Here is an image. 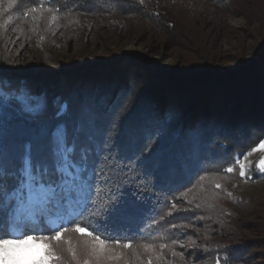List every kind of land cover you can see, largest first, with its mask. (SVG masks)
<instances>
[{
    "label": "trees",
    "instance_id": "1",
    "mask_svg": "<svg viewBox=\"0 0 264 264\" xmlns=\"http://www.w3.org/2000/svg\"><path fill=\"white\" fill-rule=\"evenodd\" d=\"M187 1V9L198 3L195 8L198 11L193 12L196 16H190L175 0H143V3L140 0H80L79 5L62 11L50 26L52 13L47 7L59 8V3L46 6L42 16L29 12L25 17L17 10L18 6L27 9L37 5H29L27 0L20 4L17 0V4L9 7L12 0H0V75L16 76L22 68L17 58L28 51L32 61L25 68L32 73L37 71L31 78L43 83L39 93L45 92L49 103L46 113L37 117L24 114L14 102L11 107H5L6 148L18 144L24 133L37 123H54L53 99L58 96L68 105L65 119L73 122L85 114L90 115L104 133L97 137L96 169L101 177L108 178L113 188L124 181L127 168L123 166L128 164L129 158L146 147L143 133H153L159 140V167L148 169L147 175L140 169L139 179L147 184L150 198L141 202L129 194L127 199L135 203L120 218L94 215L92 206L83 218L99 224L119 239L120 246L128 243L138 246L155 239L159 242L161 235L170 230L172 205H176L195 180L204 174L221 172L237 154H245L257 145L264 133V98L261 97L264 80L258 74L264 63V51L231 66H216L213 48L204 36L205 24H199L197 19L204 8L209 7L207 25L216 17L223 19L224 14L243 15L252 25H262L264 0ZM218 25L216 22L215 28ZM60 34L85 49L92 43L129 37L160 50L169 49L176 54L186 52L193 72L188 76L184 71L187 67L180 72L170 71L145 56L127 54L86 60L81 65L55 70L44 62L64 58L50 51L54 35ZM124 63H128L131 70L147 65L157 72L152 78L154 82L141 81L140 76L132 77L130 71L124 70V74L120 73V84L108 78L107 83L104 81L105 87L93 85L102 90L98 96L88 97V91L84 90L87 76L114 68L122 72ZM73 75L77 82L82 78L81 88L85 92L80 87L74 88L75 80L61 88L58 86L61 76ZM170 85L173 86L170 88ZM190 86L194 87L184 90ZM116 124L140 129L141 138L135 145L129 144L126 134L116 138ZM228 230L238 233L234 228ZM206 235L209 237L208 233ZM239 247L235 244L222 247L228 264L235 261Z\"/></svg>",
    "mask_w": 264,
    "mask_h": 264
},
{
    "label": "snow or ice",
    "instance_id": "2",
    "mask_svg": "<svg viewBox=\"0 0 264 264\" xmlns=\"http://www.w3.org/2000/svg\"><path fill=\"white\" fill-rule=\"evenodd\" d=\"M23 3L25 0H20V4ZM27 3L37 7L23 9L18 6L17 10L25 17L29 12L42 16L46 6L59 3V8L47 7L52 13L51 26L62 11L79 5L80 0H27ZM14 4L17 0H12L9 7ZM12 102L32 117L42 116L47 111V102L43 98L24 91L8 93L0 86V264H66L69 255L75 264L119 261L123 255L116 250L120 240L99 224L83 218L90 206L95 209L94 215L120 218L135 203L127 199L129 194L141 202L150 198L147 184L139 179L140 169L147 175L148 169L159 167L158 138L153 133H143L146 147L129 158L128 164L123 166L127 168L124 181L113 188L108 178L101 177L96 169L97 137L104 133L93 117L85 114L78 121L70 122L65 119L68 105L59 104L54 123H37L24 133L18 144L6 148L4 109L11 107ZM122 134L127 135L130 145H135L141 138L140 129H127L116 124L115 137ZM254 152H264V142L247 155L237 154L234 163L238 165L240 176H245L252 166L241 160L247 161ZM254 166L264 172V156ZM234 170L233 167L226 169L228 173ZM216 187L220 188V185L216 184ZM175 207L172 205L173 209ZM72 235H77L78 239L73 241ZM123 247L131 249L132 244ZM150 248L145 245L146 251ZM224 264H228V260Z\"/></svg>",
    "mask_w": 264,
    "mask_h": 264
},
{
    "label": "rangeland",
    "instance_id": "3",
    "mask_svg": "<svg viewBox=\"0 0 264 264\" xmlns=\"http://www.w3.org/2000/svg\"><path fill=\"white\" fill-rule=\"evenodd\" d=\"M175 2L178 6L181 5L190 16H196L193 12L198 11L195 9L198 3L191 4L194 6L187 9L189 7L187 0H175ZM208 8H204L201 16L197 19L200 20L199 24H205L204 36L209 39L210 47L213 48L216 66H231L240 60L250 59L257 52L264 51V24L252 25V21L243 15L224 14L223 19L219 20V17H216L213 23L210 22L207 25L206 11L209 10ZM216 22L219 23L217 28H215ZM53 41L50 51L64 58L46 59L44 63L47 67L55 70L68 69L75 64L81 65L86 60L94 61L97 58L127 54L128 56H145L170 71L180 72L187 67L184 71L186 74L188 73V76L193 72L189 67L191 62H189L188 53L176 54L169 49L160 50L154 45L142 43L136 38L127 37L120 40L112 39L109 42L102 41L98 44L92 43L88 49L77 42L67 41L61 34L54 35ZM17 60V64H20L22 68L18 69L16 76L0 75V79L6 78L21 83L22 86L25 85V92L33 97L43 98L48 107L46 93H39V88L43 83L36 82L31 78L32 74H36L37 71L32 73L25 68L32 61L28 51L21 53ZM121 66L123 67L122 72H117V69L114 68L108 71L101 70L87 76L84 80H87L88 84L84 90L88 91V97L98 96L99 91L102 90L94 88L93 85L96 84L102 88L101 86L109 81L106 80L108 78H113L117 84H120L122 77L120 73L124 74V70L130 71L132 77L140 76L139 80L149 79L148 81L151 83L155 80L152 78L157 75V72L147 65H141L138 68H132V70L131 67L128 68V63ZM258 74L264 80V63L261 64ZM72 80L76 81L74 88L83 86L82 78L77 82L75 75L61 76L57 84L61 88ZM172 86L170 85V88ZM191 87L194 86L184 87V90L188 91ZM216 87L219 86L215 85ZM81 89H78V92H81ZM262 94L261 97L264 98V89ZM53 100L55 109L59 104H67L60 96ZM261 142H264V133L261 141L252 146L244 155H247ZM262 156H264V152H254L247 161L241 160L243 163L252 165L247 169L245 176L239 175L238 165L234 163V160L238 158L236 156L221 172L204 174L196 179L195 183L180 196L175 209L169 213L173 218L168 223L170 230L167 234L163 233L159 242H156L157 239H155L138 246H132L131 249H125L123 245L119 246L116 250L123 255L119 261L113 262V264H149V260H151V264H217V261L219 264H224L227 255H224L222 247L233 246V244L240 246V249L236 253L235 261L233 260L230 264H264V172L254 166ZM229 167H233L235 170L228 173L226 169ZM216 184H219L220 188H217ZM228 228H234L238 233L230 232ZM207 233L209 237L206 235ZM30 234L48 235V233ZM71 239L75 241L78 236L72 235ZM145 245H150V250L146 251ZM112 247L115 248L116 245H112ZM66 264H75L70 255Z\"/></svg>",
    "mask_w": 264,
    "mask_h": 264
},
{
    "label": "bare ground",
    "instance_id": "4",
    "mask_svg": "<svg viewBox=\"0 0 264 264\" xmlns=\"http://www.w3.org/2000/svg\"><path fill=\"white\" fill-rule=\"evenodd\" d=\"M0 86H2L5 90V92L8 93H20L21 91L26 90L25 85L22 86L21 83H18L16 81L7 80L6 78L0 79Z\"/></svg>",
    "mask_w": 264,
    "mask_h": 264
}]
</instances>
